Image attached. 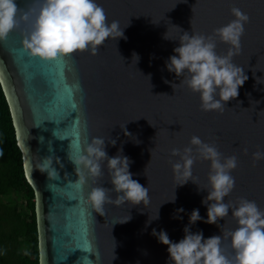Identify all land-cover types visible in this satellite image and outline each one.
Masks as SVG:
<instances>
[{
    "label": "water",
    "instance_id": "1",
    "mask_svg": "<svg viewBox=\"0 0 264 264\" xmlns=\"http://www.w3.org/2000/svg\"><path fill=\"white\" fill-rule=\"evenodd\" d=\"M97 3L109 23L118 21L121 28L128 24L123 28V37L108 38L94 54L78 50L58 57L65 62L63 77L59 71L53 75L35 67L54 60L29 57L22 49L21 36L28 28L23 20L0 41V84L21 151L24 175L34 191L38 261L167 264V246L152 235L153 229H163L171 240L178 241L193 209H199L202 219L190 225V230L202 231L204 237L223 235L236 227L231 215L217 224L204 222L206 206L201 200L207 192L198 191L191 180L176 187L172 163L179 157L172 156L171 151L183 150L192 136L214 144L224 156H237V167L231 172L235 186L225 201L237 203L244 197L264 209V159L257 161L252 155L264 150V0ZM17 4L18 15L37 6L35 0H17ZM233 7L249 16L241 50L232 57L235 64L244 68L248 79L239 88V95L226 102L223 111H203L199 95L178 84L183 77L177 78L166 70L165 61L174 54L179 41L165 39L164 34L167 31L169 38L177 39L178 26L189 34L212 36L214 29L233 19ZM228 47L218 41L216 51L225 55ZM133 54L138 56L136 62ZM172 83L177 84L174 89ZM65 85L72 89L77 114L71 111L58 122L46 120L58 115ZM70 122L80 143L85 138L102 136L109 157L122 148V154L131 160L129 170L133 179L149 190L147 204L115 203L118 194L111 191L102 213L87 202L86 194L92 187H112L110 175L105 162H101L100 176L88 178L82 192L73 187L78 175L68 153H75L73 140L77 135L68 137ZM54 130H59L57 135L64 138L54 136ZM110 139L116 140L115 145L108 142ZM47 156H53L57 177L39 170L40 159ZM56 158L63 167L56 163ZM208 172L209 162L197 157L192 166L193 181L204 186ZM174 194V202L168 201ZM180 208L184 211L177 213ZM157 211L158 219L149 222ZM222 247L225 255L231 257L227 238L222 239Z\"/></svg>",
    "mask_w": 264,
    "mask_h": 264
},
{
    "label": "clouds",
    "instance_id": "2",
    "mask_svg": "<svg viewBox=\"0 0 264 264\" xmlns=\"http://www.w3.org/2000/svg\"><path fill=\"white\" fill-rule=\"evenodd\" d=\"M35 4L36 7L18 15L17 0H0V41L23 20L28 28L21 36L22 49L29 57L45 61L78 50H90L94 54L98 46L108 38L123 37V28L128 25L121 28L118 21L109 23L97 0H35ZM230 11L233 19L214 29L212 36L194 32L189 34L175 25L180 29L177 39L169 38L167 31L164 34L165 39L179 41L178 46L173 49L174 54L165 61L166 70L174 73L177 78L183 77L178 84H183L199 95L200 108L203 111H223L226 102L239 95V88L248 79L244 68L235 64L232 57L241 50V37L249 16L237 7ZM218 41L229 46L225 55L217 53ZM137 59L138 56L133 54V60L136 62ZM176 85L171 84L173 89ZM58 131L54 130L53 135L63 139L64 137L57 135ZM125 133L131 135L127 131ZM105 140L102 136L92 137L90 140L85 138L75 153H68L78 175V186L85 185L88 178L101 175V162H105L109 172L112 187H92L86 194L87 202L102 213L103 205L111 199V191L118 194L115 203L147 204L149 190L133 179L134 174L129 170L130 158L122 154V148L118 149L116 155L109 157L105 151ZM108 142L115 145L116 140L110 139ZM171 155L179 157L172 163V172L177 180L176 187L191 180L197 185L198 191L207 192L201 200L206 206L204 222L217 224L220 219L231 215L236 227L223 235L220 233L204 237L202 231L190 230V225L202 219L199 209H193L188 215V225L183 228L184 234L178 241L171 240L163 229H153L152 235L159 243L167 246V264H264V209L255 201L244 197L237 203L225 201V197L235 186V178L231 172L237 167V156H224L214 144L195 135L183 150L173 148ZM252 155L254 160H262L264 150H257ZM197 157L209 162L204 186L198 185L192 179V166ZM56 163L63 167L59 158H56ZM38 167L49 177L58 176L57 169L53 166V156L40 159ZM174 200L175 194L168 201ZM176 211L180 213L184 210L180 208ZM154 219H158V211L149 222ZM225 238L232 250L231 257L225 255L222 247V239Z\"/></svg>",
    "mask_w": 264,
    "mask_h": 264
},
{
    "label": "trees",
    "instance_id": "3",
    "mask_svg": "<svg viewBox=\"0 0 264 264\" xmlns=\"http://www.w3.org/2000/svg\"><path fill=\"white\" fill-rule=\"evenodd\" d=\"M21 196L24 210L0 204V264H39L34 191L25 178L9 106L0 84V197ZM26 250V252H25Z\"/></svg>",
    "mask_w": 264,
    "mask_h": 264
},
{
    "label": "snow or ice",
    "instance_id": "4",
    "mask_svg": "<svg viewBox=\"0 0 264 264\" xmlns=\"http://www.w3.org/2000/svg\"><path fill=\"white\" fill-rule=\"evenodd\" d=\"M29 63H32V62H29ZM64 63L65 62H64L63 59H54V62L51 63V64L35 65V67L43 68L45 71L50 72L53 75H55L57 73V71H59L60 76L63 77ZM0 83H3L2 76H0ZM62 99H63V105L62 106L61 105L57 106L58 115L52 116V117H48V119H46V120H55L56 122H58V121L64 120L65 117H67L69 112H71V111H75V113L77 114V105L72 102V89L67 87V85H65V93H64V96L62 97ZM68 132L70 133L68 135V137H72V134H76L77 135V139L73 140V147H74V149L76 151L78 149V147H79L80 141L78 139V133H74V130L71 127V122L69 123ZM73 187L75 189H77L79 192L83 191L81 186L75 185ZM80 198H81V200L83 199L82 196ZM74 201H75V197H74ZM78 248H79V246H78ZM69 251L72 252L71 249Z\"/></svg>",
    "mask_w": 264,
    "mask_h": 264
},
{
    "label": "rangeland",
    "instance_id": "5",
    "mask_svg": "<svg viewBox=\"0 0 264 264\" xmlns=\"http://www.w3.org/2000/svg\"><path fill=\"white\" fill-rule=\"evenodd\" d=\"M11 194L12 193L10 191L3 193L2 195H4V196L0 197V204L11 205V206H13V209L16 212H19V210H24V205L22 203V197L20 195L15 197V196H12ZM25 252H26V250H25Z\"/></svg>",
    "mask_w": 264,
    "mask_h": 264
}]
</instances>
